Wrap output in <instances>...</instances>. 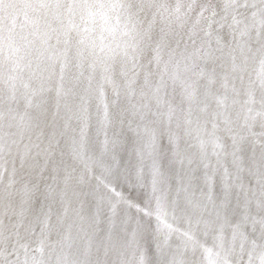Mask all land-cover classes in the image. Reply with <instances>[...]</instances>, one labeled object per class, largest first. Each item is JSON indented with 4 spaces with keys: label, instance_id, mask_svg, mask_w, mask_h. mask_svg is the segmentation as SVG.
Masks as SVG:
<instances>
[{
    "label": "snow or ice",
    "instance_id": "6c2138e0",
    "mask_svg": "<svg viewBox=\"0 0 264 264\" xmlns=\"http://www.w3.org/2000/svg\"><path fill=\"white\" fill-rule=\"evenodd\" d=\"M0 264H264V0H0Z\"/></svg>",
    "mask_w": 264,
    "mask_h": 264
}]
</instances>
